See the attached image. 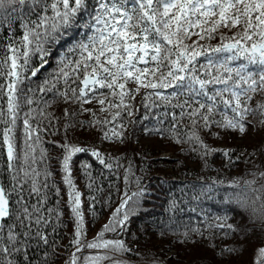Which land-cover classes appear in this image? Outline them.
<instances>
[{"label": "snow or ice", "instance_id": "snow-or-ice-1", "mask_svg": "<svg viewBox=\"0 0 264 264\" xmlns=\"http://www.w3.org/2000/svg\"><path fill=\"white\" fill-rule=\"evenodd\" d=\"M25 9L27 15L20 17L24 29L20 46L10 40L0 59V75L7 78L6 85L0 86V92L7 97L6 108L0 105V148L6 153L0 174L6 173L8 180L7 184L0 183V264H50V257L55 256L59 245L47 229L52 227L55 234L63 212L59 200L56 207H47L49 191L55 189L57 197L61 193L55 181L50 180L55 175L53 159L67 186L68 206L74 217L75 231L69 246L77 252L103 248L121 256L136 251L129 247V243H137L135 238L129 242L121 237L150 195L142 176L136 175L146 169L136 168L126 151L105 154L94 142L79 141L77 133L84 135L86 129L101 144L118 150L126 148L130 142L126 125L134 128L142 123L136 116L137 96L145 109L144 119L152 109L160 110L154 113L155 125L142 128L144 134L188 144L189 148L181 151L195 153L196 162H203L205 167L216 153L227 159L225 167H235L241 157L238 150L208 145L201 130L213 139H235L237 135L243 139L264 129V99L253 105L257 95L264 97V0H96L95 7L89 0H0V26L7 23L11 30L10 17L25 13ZM33 14L37 18L29 19ZM77 25L90 33L86 40L70 44L38 87L22 92L27 74L36 77L40 71L30 65V53L40 55L43 67L51 49ZM21 95L29 106L22 127ZM56 104L64 105L62 125L61 117L48 111ZM93 104H98L99 109L89 107ZM85 113L91 119H77ZM100 113L108 115L101 119ZM61 127L63 135L47 142L51 144L49 149L44 136L55 137ZM261 149L264 150V139ZM136 151L146 155L143 149L134 150L133 155ZM78 153H90L110 173L124 169L123 197L92 241L84 239L82 194L73 177V157ZM92 167L81 165L90 190L96 184ZM259 176L264 179V172ZM132 183L137 191L129 195ZM224 184V180H213L200 188L199 195ZM255 184V179L245 180L242 186L237 181L228 183L229 189L239 191L225 193L223 203L229 207L223 215L205 214L202 227H186L183 232L167 224L158 228L161 237L167 230L185 245L208 241L205 247L211 249V258L193 260L191 264H247L242 257L259 225L260 243L254 251V264H264V184L259 188ZM96 190L103 191L99 187ZM199 195L194 198L199 199ZM91 199L95 201L96 197ZM230 205L239 209L242 220L247 214L248 222H229L234 211ZM176 209L177 200L172 198L168 210ZM90 210L95 213V209ZM216 232H223L225 239L236 243L215 244L212 241ZM106 233H112L113 238L107 239ZM33 242L37 247L43 245L39 259L31 254ZM84 259L86 264H129L107 254ZM68 264H78L75 253ZM151 264L168 262L154 258Z\"/></svg>", "mask_w": 264, "mask_h": 264}, {"label": "trees", "instance_id": "trees-1", "mask_svg": "<svg viewBox=\"0 0 264 264\" xmlns=\"http://www.w3.org/2000/svg\"><path fill=\"white\" fill-rule=\"evenodd\" d=\"M95 1L96 0H89L90 5L92 6L95 4L94 5L95 7L96 6V3H94ZM16 16L17 13L13 14V16L10 17V19H13V17L16 18ZM86 18L87 17L85 16V19ZM80 23L82 24L83 21H81ZM77 33H79V35L76 39L73 40V42L82 39L86 40L87 34H90L86 29L77 25L71 30L70 35L66 37L74 36ZM22 37L23 35L20 31L17 30V26H12L11 30L5 24L0 26V59L4 58L5 56V53L7 51L6 45L9 43V41L11 40L16 47H19ZM68 42L69 41L67 40L64 42L62 40L52 49H56L58 52H61L59 54L60 56L69 47V45L67 46L65 45ZM212 43L216 44L218 43V41H213ZM30 56H31L30 65H37L38 61L36 55L31 54ZM59 56L51 55L50 59L47 60L48 63L46 67L40 66L37 68H40V70L42 69L49 70L51 73L53 69L56 67V63L58 60L56 58H59ZM42 78L43 77L40 76L39 74L36 77H32L31 74L28 73L27 79L24 80V84L28 85L27 88H37L38 85L44 80V79L42 80ZM6 83H7V78L0 75V86L6 85ZM130 87H134V85H130ZM24 91H26V89L22 90V92ZM37 95H39V93H37ZM262 99H264V97H262L261 95H257L254 99L253 105H255L257 101H260ZM6 101H7L6 93L0 92V105H3L6 108L7 106ZM20 102H21V111H20L19 123L20 126L22 127L23 115L24 112L28 111L29 106L24 102L23 95H21L20 97ZM33 107H35V105H33ZM63 107L64 105L62 104H56L48 109V111L53 113L55 117H61L60 120L61 125L63 124V119H62ZM89 107H95L96 109H99L100 106L98 104H93V105H89ZM136 107L139 109V111L136 114L137 119L138 121H142V123L138 122L134 126V128L132 126L126 125L127 135L129 136L130 142L128 143L126 148L124 147V149L119 152L115 150L116 148L115 146L110 147L107 143L101 144L98 140L95 139V135L87 136L86 134L88 133L86 129L83 130L85 133L84 135H80L79 132L77 133V137L79 141H85V142L92 141L102 152H105V154L110 153L111 155H120L126 151L127 156L133 159L136 168L143 167L146 169L144 173L137 171L136 175L142 176V183L144 186L147 187V191L150 193V195L145 198L146 202L143 204L142 211L131 218V222L128 224V227L126 229V234L121 237L129 242L133 238H135L137 243H129V247L135 249L136 251L134 253H129L124 256H121L118 253L103 248L100 249L85 248L83 249L82 252H79L77 254L74 252L76 248L74 246L71 247L69 246L71 235L75 231V223H74V217H72V214L68 206V195H67L68 189L67 186L62 181V174L60 172L59 165L53 159L52 168L55 172V175L51 177L50 180L55 181L56 186L61 189V193L60 196L57 197L55 194V189H51L48 194L49 198L47 202V207L50 208L56 207L57 201L59 200V208L62 210L63 215L60 218L61 223L55 225L56 232L54 235L52 232V227H49L47 229L48 235L52 239H55L56 243L59 245V248L56 250L55 256L50 257V264H68L71 255L74 253L78 257V264H86L84 259L85 257H92L98 254L99 255L107 254L108 256H112L117 260L128 261L129 264H142V263L151 264V261L154 258L167 261L168 264H191V261L193 260L205 259V258L210 259L212 256V251L210 248L205 247V245L209 243L208 241H204L203 243L198 245H192V244L185 245L179 242V238L177 236L171 234V232H167V230H166V235L161 237L160 232L158 230V228L160 227H164L167 224H171V227L173 229H175L178 232H183L186 227L187 228L202 227L204 224L205 217H203V215L198 211H192V209L190 208L191 204H189V205H185V207H187L188 210H190V213L189 211L187 212L189 215L187 214L186 215L190 216V214L192 215L194 213L192 220L191 219L190 221L176 220L175 217L177 215L173 214L174 213L173 211L168 210V201L172 198H175L177 200V205H178L177 209H178L180 207H183L182 205H184V203H188L187 199L189 197L191 199V196H189L186 199L180 198L177 194L169 191L171 188L175 187V185L173 186L167 185L168 184L167 182H165L164 186H171V187L167 188L165 193L162 192L161 190L160 191L162 193H158V181L149 182L150 178L153 176V173L156 172L158 174H163L164 176H176L179 178H183V177L200 178L202 181H197L196 183L202 184L205 187L211 184L213 180L216 179L224 180L225 184L214 186V191L210 192L212 193V195L209 196L210 198L209 201L204 202V204H206L207 207L210 204H213V206L216 204V207L209 208L210 211L209 215H213V216L223 215L224 211L226 210V207H229L223 205L224 203L220 200V198L224 199V195L226 192L239 191V189H229L227 187L228 183L232 181H237L242 186L245 180L255 179L256 180L255 187L259 188L262 184H264V179L260 178L259 176V173L264 172V154H262V151L264 150L261 149V141L262 139H264V129L261 130L260 134L253 133V138L250 139L251 143H244V142L235 143L227 138L213 139L211 136H209V134L206 131L201 130V135L203 136V138L208 139L209 144L207 143V141H205L208 145L214 148L218 144H226L225 146H223V148H231L234 150H238L237 154L240 155L241 157L240 161L236 164L235 167H225L224 165L227 164V159L222 157L219 153H216L214 156L209 157L208 166L205 167L203 162L200 163L196 162L197 158L195 153L192 152L180 153V151L178 150L180 144L178 143L163 141L160 140V138L157 136H152L150 137L151 139H157L159 143L163 142L167 146L161 149L158 148V144H154V143H151V145L142 144L140 141V137L144 139V137L142 136L144 135L142 128L153 127L155 125V120H156V115L154 113H158L160 110L152 109L150 114L148 115V118L144 119L145 109L141 107L139 96L136 97ZM106 115H108V113H100V118L102 119ZM77 119L89 120L91 119V115L85 113L84 115L77 117ZM126 120L127 117L125 118V122ZM55 123L56 121L55 119H53V124ZM185 123H187V121H185ZM2 127L3 126L0 125V131H2ZM49 132H51V129H49ZM62 135H63L62 127L55 137H53L52 135H45L44 136V139L46 141L45 146L51 149V144L47 142L52 141L53 139H59L60 136ZM246 138H248V136L244 137L243 139ZM137 139H139V143H137ZM168 146L174 148V150L177 151V153L176 152L174 153L176 157H178V160L175 161L156 160L155 159L156 155L168 150ZM136 149H143L146 152V155L141 156L139 151H136L135 155H133L134 150ZM253 152H255V155H252ZM50 154L53 157L56 155V153L54 152H50ZM179 154H181L184 158L187 157L190 163L186 164L185 161H182L181 156ZM5 159H6L5 151L2 148H0V169H3ZM73 161H74V165H73L74 182L77 186V189L81 190L82 192V207L86 221L85 236L92 235L91 231L94 230L96 227H98L101 223L105 224V222H108L112 212L115 211V209L119 206L120 199L123 197L125 191L124 181H123L124 169L121 168L119 173L116 172L110 173L108 170L104 169L103 166H101L98 162H96L95 158L92 157L90 153H78L76 156L73 157ZM245 161L248 162L245 163ZM85 163L93 165L91 171L93 176L96 178V184L93 186L91 190L88 188L87 178L83 175V171L81 169V165ZM123 163L126 165L127 161L125 160L123 161ZM253 173H256L257 175L253 176L252 175ZM59 175L61 176V178L59 177ZM7 182H8L7 174L6 173L0 174V183L7 184ZM178 184H182L183 186H187L188 188H190L195 183L178 182ZM110 185L112 187H110ZM161 186H159V188ZM97 187L102 188L103 191H97L96 190ZM117 189H119V191H117ZM134 191H137V187L135 183H132L130 184L128 189L129 195L131 194V192ZM199 193L196 196H198ZM93 196L96 197L95 201L91 199V197ZM158 196L162 197L161 200L158 199ZM109 197H111L110 202H109ZM33 202H35V197H33ZM13 203H15V197H13ZM230 207H232L234 211H233V219L229 222L234 224L238 222H244V223L248 222L247 214H243V220H242L240 211H238L239 209H237L235 205H230ZM90 209H95V213H93V211H91ZM158 209H160V212L163 209L168 211L167 219L164 216H162V214L158 213ZM147 215H149V217L156 216V219L158 218L157 225L154 226L151 225L150 222H147L149 218V217L147 218ZM256 228H257V233L255 236L251 237L249 245L260 243L258 238L259 225H257ZM105 237L107 239H112L113 234L106 233ZM212 242H214L217 245H224V246L236 243V241L233 239H225L223 236V232H216L214 236V240ZM157 243H158V247L156 245ZM165 245H168L165 248H170L171 250L175 251V256L166 258L165 254L162 251H160V249L162 250V248H164ZM257 246L258 245H256V247ZM255 248L252 247V249H250V252L246 251L245 254L247 256V264H254ZM42 250H43V245L37 247L35 242H33L31 254L34 259H39ZM48 251L52 252L53 249L49 247ZM177 253H179L178 256L176 255ZM242 259H244V256L242 257ZM102 264H110V262L103 261Z\"/></svg>", "mask_w": 264, "mask_h": 264}, {"label": "rangeland", "instance_id": "rangeland-1", "mask_svg": "<svg viewBox=\"0 0 264 264\" xmlns=\"http://www.w3.org/2000/svg\"><path fill=\"white\" fill-rule=\"evenodd\" d=\"M94 3H96V1ZM94 5H92V7H94ZM21 15H25L26 16L27 15V9H25V13H23V14L17 13L16 18H14L15 17L14 16L13 19H11V20H12V26H17V30L20 31L22 33V35H24V29L21 27V19H20ZM28 18L31 19V20H35L37 17H36V15L33 14L30 17H28ZM4 24L6 26H8L7 23H4ZM78 35H79V33H77V34H75L74 36H71V37H66L65 39H63V42L67 40L69 42L66 43L65 45L66 46L67 45H70V44H72L73 40L78 37ZM60 53L61 52H58L56 49H51V53L47 57V60L50 59L51 55H58L59 56ZM31 54H35L36 57H37V61H38V64L37 65H33V66L40 67L41 66V57H40V55L38 53H35V52H31L30 55ZM56 59H58V58H56ZM47 63H45L43 65V67H46ZM49 73H50V71L49 70H45V69H42V70H40L38 72V74L43 77L42 80L45 79ZM27 86L28 85L23 84L22 85V90H24V89L27 90ZM86 135L87 136H92V135H89V134H86ZM142 136L144 137V139L142 137H140V141H141L142 144H150V145H151V143L158 144V148H161V149L162 148H165L167 146L163 142L159 143L157 139H151L150 137L146 136L145 134L142 135ZM145 138H147V139H145ZM225 138L229 139L230 137H225ZM252 138H253V134L249 135L248 138H246V139L235 140V143H242V142H244V143H251V140L250 139H252ZM204 140L207 141V143L209 144L207 138H204ZM227 141H230V140H227ZM225 145L226 144H218L214 148L221 149ZM188 148H189V145L188 144H180V146L178 147V150L180 151V153H182L181 149H188ZM123 149H124V147H121L119 150L117 148H115V150L118 151V152L121 151V150H123ZM174 152L177 153V151H175L174 148L168 146V150H166L165 152H162L160 154H157L156 157H155V159L156 160H170V161L178 160V157H176V155H175ZM185 153H187V152H185ZM179 155L181 156L182 161H185L186 164H189L190 163V161L188 160L187 157L184 158L181 154H179ZM5 157H6V153H5ZM155 181H158V193H162V192L165 193V191L167 190V188H169V187H171L173 185H176V184H178V182H181V181H182L181 183H187V182L188 183H195L196 184V187L199 190V192H200V188L203 186L202 184L196 183L197 181H202L200 178H186V177L179 178V177H176V176H164L163 174H158V173L154 172L153 173V176L150 178L149 182H155ZM165 182L168 183L167 185H171V186H164ZM159 186H161V187L159 188ZM79 191L81 192V190H79ZM81 194H82V192H81ZM211 195H212V193L209 192V193H206L205 195H200L199 196V199H195L194 196L192 195L191 196V199H190V197L187 199V202L188 203H184V205H182L183 207H180V208L176 209L177 211H175L173 214L178 215V214H184L185 213V214L189 215L187 212L189 211V213H190V210H188V208L185 207V205H189V204H191L190 205V208L192 209V211H198L202 215L203 214H210L209 208L216 207V204L214 206H213V204H210L207 207L206 204H204V202L209 201V199H210L209 196H211ZM161 198H162L161 196H158V199L161 200ZM191 200H192L193 203L191 202ZM201 208H205V209L201 210ZM171 217H173V216H171ZM147 222H150L151 225H154L155 226V225H157L158 218L156 219V216H150L148 218ZM106 223L107 222H105V224ZM103 225H104V223H101L98 227H96L94 230L91 231L92 232V235H86L84 237V239H86L88 241L93 240L98 235V233L100 232V230L103 228ZM156 245L158 247V243ZM256 245H259V243H256L254 245L250 244L248 246L247 251L250 252V249H252V247L255 248ZM167 246L168 245H165L164 248H162V250L160 249V251L168 253L169 254V257H170V256L174 255L175 253L173 254V250H171L170 248H165ZM74 252L76 254L79 253V252L76 251V249H75ZM142 253H145V252H142ZM243 260L244 261H247L246 254L244 255V259ZM142 264H149V263H142Z\"/></svg>", "mask_w": 264, "mask_h": 264}, {"label": "bare ground", "instance_id": "bare-ground-1", "mask_svg": "<svg viewBox=\"0 0 264 264\" xmlns=\"http://www.w3.org/2000/svg\"><path fill=\"white\" fill-rule=\"evenodd\" d=\"M230 140H232L233 142H235V140H241V138H239L238 136H236V138L235 139H232L231 137L229 138ZM59 177L61 178V176L59 175ZM182 182V181H181ZM170 192H172V193H175V194H177L180 198H183V199H186V198H188L189 196H192V194L194 195V196H196L198 193H199V190H198V188L196 187V184H193L190 188H188L187 186H183L182 184H177V185H175V187H173V188H171L170 190H169ZM188 192V193H187ZM184 193V194H183ZM225 196V195H224ZM220 200L223 202V198H220ZM223 205H225V204H223ZM177 207H178V205H177ZM203 209H205V208H201V210H203ZM154 211V210H153ZM175 212V211H174ZM158 213L159 214H162V216H164L166 219H167V217H168V211L167 210H162L161 212H160V209H158ZM172 214V213H171ZM193 215H194V213L191 215L190 214V216H187L186 214H178L176 217H175V219L176 220H180V221H182V220H184V221H187V220H189L190 221V219L192 220V217H193ZM209 215V214H208ZM149 217V215H147V218ZM191 217V218H190ZM203 217H205V214H203ZM179 221V222H180ZM176 224H177V222H176ZM164 254H165V256H166V258H170V257H172V256H175V251L173 250V254L174 255H172V256H170L169 257V254L168 253H166V252H163Z\"/></svg>", "mask_w": 264, "mask_h": 264}]
</instances>
